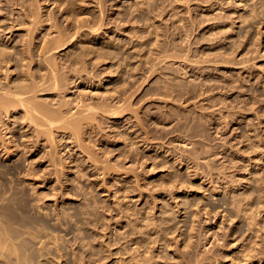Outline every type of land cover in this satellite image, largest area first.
<instances>
[{
  "label": "rangeland",
  "instance_id": "374dc122",
  "mask_svg": "<svg viewBox=\"0 0 264 264\" xmlns=\"http://www.w3.org/2000/svg\"><path fill=\"white\" fill-rule=\"evenodd\" d=\"M34 1L0 0V45L80 28L60 97L109 113L55 147L0 125V264H264V0Z\"/></svg>",
  "mask_w": 264,
  "mask_h": 264
},
{
  "label": "bare ground",
  "instance_id": "6f19581e",
  "mask_svg": "<svg viewBox=\"0 0 264 264\" xmlns=\"http://www.w3.org/2000/svg\"><path fill=\"white\" fill-rule=\"evenodd\" d=\"M40 2L41 0H36V2L34 1L33 3L35 6L38 3L37 5L39 6L36 7L40 8L41 7ZM56 4H58L59 7L62 6V4L59 3V1ZM66 6L64 9L67 8L68 10V7ZM36 7L32 10H36ZM40 9H42V7ZM40 9H38V11L36 10L37 13L40 11ZM34 13L32 12V14ZM38 15H40V12L37 14V16L34 17H39ZM57 32H58L57 36H54L53 38L44 39L41 45L35 42L36 40L34 42L33 40L30 41L27 47L23 50L21 57L19 58L16 57L13 59L11 57V53L8 51L9 47H7L5 43H3L4 45H0V125L7 127L8 123H10V118L14 114L22 113L20 114L21 116L23 115L22 119L27 121L28 125L29 126L31 125L33 129L36 130L35 132L36 137H34L31 134L30 136H33L35 140L36 138H38L39 140H41L42 137L46 138L48 141H51L54 145L51 142L48 143L46 139L45 140L47 142L45 140L44 141L49 145H53V147H55V141L58 138L56 133H60V132L67 133L65 131L69 130L74 134H76V140H82L80 135L87 134L88 131L92 129H93L92 131H95L96 122H100L103 113H109L106 110L107 108L106 105L104 107L103 103H94L88 101V99L83 98V95L78 100L73 98L70 100H66L65 96L60 97V95L63 92L69 90V88L79 89V87L78 85L76 86L75 84H73L71 87L69 86L68 88H66L65 86L66 81L72 80L73 76L70 75L67 76V71L61 72L62 70H64V66L61 65L59 61L55 58V55L50 54V52L57 51L59 49L62 50L67 43L71 42L76 38V35H77L76 39L78 40V35L81 33V31L80 28H78L72 34L69 33L70 31L68 33L67 32L64 33L65 31L63 32L60 29H58ZM93 36L94 35H92L91 37ZM37 52L40 53L42 57H44L43 60H40L41 62H36V59L34 58L35 53ZM106 52L104 51V48L101 49L100 46L98 48L94 43H92L91 45L88 46L83 45L82 54L80 53L76 55L74 54V56L68 59L66 58L64 60L65 62L68 63V67H71L72 64L75 63L78 64V62L81 60L83 61H85V59L87 60V58L93 53L104 55ZM14 60H17V63L14 62ZM26 60H29V62L26 63ZM13 62L14 64H12ZM33 63H35L34 66H32ZM15 65L21 68V72L16 71L17 73H15V70H12V68L15 67ZM94 67L95 66L93 65L92 69H94ZM79 77L80 76H78L75 81H78ZM132 77H134L133 73H132ZM83 83H85L84 78H82L80 84ZM133 84H134V80L132 79L131 85ZM56 96L60 98L55 99ZM48 97H51L52 99L48 100L47 99ZM128 99L132 100L133 95H130ZM136 102H138V100ZM74 103H76L75 104L76 107H74V105L72 106V104ZM73 108H77V110L74 111ZM124 110H131L133 111L132 116L134 115L137 116V114H135L137 112V109L136 111H134L133 108L126 109L125 107L124 109H121V111L116 109L112 116H118ZM0 136H2L1 132H0ZM2 137L3 139H5L4 138L5 136ZM11 137L9 138L12 139ZM6 138H8V135ZM27 138H28L27 140H31L32 137H27ZM3 139L1 138L2 142H5L6 139L5 140ZM38 139L37 141H35L36 144L39 141ZM13 140L15 139L13 138ZM39 144L40 143H38V145ZM33 145L34 144H32V146ZM68 147H70L69 144L66 145V148ZM81 149H83L82 146ZM54 150L55 148H53L52 151ZM206 213L208 214V212ZM254 215L252 214L251 216ZM254 220L257 221V219H253L251 223L258 224L257 227L258 228L260 227L258 231L262 230L261 224L259 226L260 222L255 223ZM222 238L220 240H222ZM6 243H7V238L5 236V232L3 229L0 228V251H4L6 247ZM260 252L261 251H259V253ZM219 254L217 255L219 256ZM221 254L220 256H222ZM222 258L223 257H220V259ZM215 259L217 260V258ZM203 260L205 261L207 260V258L204 257L202 258V261ZM223 260L224 258L221 261ZM212 262L214 263L216 261H212ZM144 264H149V263L148 261L145 260Z\"/></svg>",
  "mask_w": 264,
  "mask_h": 264
}]
</instances>
